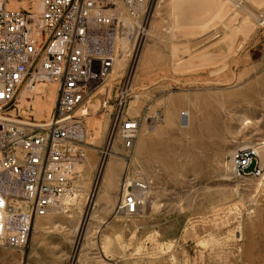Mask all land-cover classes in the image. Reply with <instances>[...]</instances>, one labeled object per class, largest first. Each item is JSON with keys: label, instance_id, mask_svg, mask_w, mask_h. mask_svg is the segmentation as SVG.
Wrapping results in <instances>:
<instances>
[{"label": "rangeland", "instance_id": "obj_1", "mask_svg": "<svg viewBox=\"0 0 264 264\" xmlns=\"http://www.w3.org/2000/svg\"><path fill=\"white\" fill-rule=\"evenodd\" d=\"M143 27L89 104L83 196L37 219L25 249L0 248V264H245L243 246L264 239V184L232 162L262 148L264 169V0H153ZM57 98L37 86L17 114L48 120ZM117 117L140 123L130 150L111 138ZM127 177L148 185L137 216L119 209Z\"/></svg>", "mask_w": 264, "mask_h": 264}, {"label": "built area", "instance_id": "obj_2", "mask_svg": "<svg viewBox=\"0 0 264 264\" xmlns=\"http://www.w3.org/2000/svg\"><path fill=\"white\" fill-rule=\"evenodd\" d=\"M152 1L0 0V248L25 249L36 220L80 193L89 104L112 77L121 46L141 39ZM47 84L58 86L53 116L20 117L18 97ZM130 92L125 81L119 102ZM139 131L138 120L117 117L111 138L130 150ZM232 162L238 177L264 184L256 148L236 151ZM147 190L127 177L119 209L137 216Z\"/></svg>", "mask_w": 264, "mask_h": 264}, {"label": "crops", "instance_id": "obj_3", "mask_svg": "<svg viewBox=\"0 0 264 264\" xmlns=\"http://www.w3.org/2000/svg\"><path fill=\"white\" fill-rule=\"evenodd\" d=\"M242 249H250V254L245 258V264H264V239L262 237L253 239L249 246L244 245Z\"/></svg>", "mask_w": 264, "mask_h": 264}, {"label": "bare ground", "instance_id": "obj_4", "mask_svg": "<svg viewBox=\"0 0 264 264\" xmlns=\"http://www.w3.org/2000/svg\"><path fill=\"white\" fill-rule=\"evenodd\" d=\"M144 35H145V28L143 27V28H142L141 38H143ZM125 45H126V43H124V46H125ZM120 63H121V62H120ZM186 122H187V120H186ZM184 123H185V122H184ZM185 124H186V123H185ZM263 145H264V144H263ZM248 148H249V147H248ZM259 150H262V148L257 150L258 154L261 153V151H259ZM112 155H113V154H112ZM112 165H113V161H109V162H107V165H106V167H105V170H106L107 174H108V171H110V169L112 168ZM262 183H263V182H262ZM81 196H83V194L78 193V194H76L75 196L67 197L66 199H64L63 202L69 204V203H72V202H75V201L79 200V199L81 198ZM34 228H35V224H34L33 229H34Z\"/></svg>", "mask_w": 264, "mask_h": 264}]
</instances>
